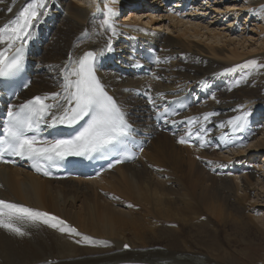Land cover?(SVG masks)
<instances>
[{
  "label": "bare ground",
  "instance_id": "bare-ground-1",
  "mask_svg": "<svg viewBox=\"0 0 264 264\" xmlns=\"http://www.w3.org/2000/svg\"><path fill=\"white\" fill-rule=\"evenodd\" d=\"M143 1L46 0L47 14L30 29L23 64L30 65L31 84L16 99L0 90V113L36 94L62 96V70L87 51L104 50L96 60L101 83L131 125L156 135L147 138L135 161L93 179L53 180L21 165L0 164V200L54 213L77 228L61 232L52 220L21 225L23 236L0 228V264H236L233 256L246 255L241 246L249 238L264 240V178H259L264 171L259 167L258 174L251 163L263 154L264 167V122L257 124L264 117V37L258 33L264 35V0H256V6L248 0H195L191 12L171 9L180 4ZM31 2L0 0V26ZM105 4L121 6L116 18L130 21L137 15L145 25L113 18L117 34L112 36L102 27ZM242 16L246 19L238 23ZM158 20L166 21L167 29L178 28L177 34L148 28ZM248 21L255 23L240 33L239 25ZM187 33L206 34L210 43L200 46L183 38ZM109 38L111 51L106 50ZM44 43L48 50L42 54ZM145 48L156 56L154 64L146 60ZM228 82L237 86L227 94L222 86ZM184 94L191 95L192 107L166 127L183 123L176 136L189 135L196 145L177 142L150 119L155 107L148 95L160 106ZM59 99L49 96L47 102ZM243 112L249 113L246 126L234 132L228 121ZM208 113L213 115L205 121ZM258 259L251 263L264 264V255Z\"/></svg>",
  "mask_w": 264,
  "mask_h": 264
},
{
  "label": "snow or ice",
  "instance_id": "snow-or-ice-1",
  "mask_svg": "<svg viewBox=\"0 0 264 264\" xmlns=\"http://www.w3.org/2000/svg\"><path fill=\"white\" fill-rule=\"evenodd\" d=\"M8 11L11 12L12 9L9 8ZM47 11L46 0H34L19 11L13 20L0 26V44L6 43V47L0 49V78H12L21 72L24 61L23 48L31 36L30 29L39 20L41 13L46 15ZM102 14L104 16L102 27L106 30L111 29L112 36H115L117 33L113 18L118 13L105 4ZM106 50H112L111 38ZM103 51H87L62 70L63 95L49 94L54 100L60 97L56 103H47L49 96L38 95L19 106L9 105L0 134V158L5 154L27 157L32 161L36 171L50 175L48 169L59 167L60 162L67 157L92 158L94 154L103 156L117 146L125 144L130 135V125L124 119L119 106L105 91V85L96 74V60L99 55H103ZM158 95L161 98L163 96V94ZM148 99L150 104L158 107L151 95H148ZM53 109L57 111L54 112ZM164 114L167 115V109ZM211 115L213 114H205L204 120L207 121ZM248 115V112H243L228 121L234 132L244 130ZM85 118L88 119L81 130L70 138L47 139L42 136V125L49 128L57 125L71 127ZM196 135L200 139L201 146H204L206 141L199 132ZM179 142L187 141L181 137ZM120 162L116 161V163ZM109 167L112 165L109 164ZM39 220L45 224L50 220L58 221L61 232H76L75 228L64 226L63 220L50 216L49 213L0 200V228L23 236L26 233L21 225L36 223ZM50 226L56 228L57 224L52 223ZM88 239L85 237V240ZM127 247L128 245H125V248Z\"/></svg>",
  "mask_w": 264,
  "mask_h": 264
},
{
  "label": "rangeland",
  "instance_id": "rangeland-1",
  "mask_svg": "<svg viewBox=\"0 0 264 264\" xmlns=\"http://www.w3.org/2000/svg\"><path fill=\"white\" fill-rule=\"evenodd\" d=\"M80 1H82V0H80ZM84 2H86V4L89 2V0H84ZM256 2V0H248V3L250 4V5H252V6H256V5H254V3ZM226 3V2H225ZM85 4V3H84ZM236 4L237 5H239V6H241L242 5V1H240V2H236ZM257 4V3H256ZM117 6V5H116ZM116 6H112L111 8H113L116 12L118 11L119 12V10H120V7H119V5L116 7ZM116 8V9H115ZM248 8V7H247ZM118 9V10H117ZM51 17V16H50ZM60 17H62V15L60 16ZM117 17V16H116ZM116 17H114V19L116 18ZM134 17L135 18H132V19H130V21L128 20V16H126V18L125 17H121L120 19L119 18H116L119 22H126V21H128V22H130V23H142V22H144V23H142V25L144 24L145 25V22H146V19L144 20V21H140V20H136V19H138V18H136L137 17V15H134ZM210 17H211V14H210ZM123 18V19H122ZM125 18V19H124ZM229 18V17H228ZM231 18H233V16L231 17ZM239 19V18H238ZM246 19V16H242L239 20H238V23L241 21L242 23L244 22V20ZM133 21V22H132ZM159 21V20H158ZM201 21V20H200ZM205 21H208V20H202V22L204 23ZM224 22V20L222 21V22H218L220 25H217L218 27H221V25H223V24H221V23H223ZM161 23V24H160ZM167 22L166 21H164V22H161V21H159V22H154V21H152L151 22V24H149L148 25V28H149V26H150V28L149 29H155V31L157 30V29H159L161 32L162 31H164V30H166V31H164V32H162V33H165V34H170V35H176L177 34V29L178 28H175V29H172V27L170 26V28L169 29H167L165 26V24H166ZM253 23H255L254 21H252V22H250L249 23V21L248 22H246V25H239V28H240V26H241V28H240V33L242 32V33H244L245 31H249L248 29L250 28H252V24ZM163 24V25H162ZM152 25V26H151ZM161 27H160V26ZM249 28H248V27ZM163 27L165 28V29H163ZM54 28V30H55V26L53 27ZM247 28V29H246ZM181 29V28H180ZM170 31V33H169V31ZM173 30V31H172ZM243 30V31H242ZM182 31V30H181ZM203 32H204V30H202ZM261 31L262 30H259L258 31V33H260L261 34V36L262 37H264V35H263V33H261ZM175 33V34H174ZM190 35L191 34H188L187 33V35H184L183 36V38H185V39H187V40H190V39H192L191 41L192 42H198V44H200V46H201V44L203 45V44H209L210 43V39L209 40H206V34H204V36H198V37H193L192 35H191V37H190ZM200 37H201V40H200ZM256 37V36H255ZM196 38V39H195ZM197 40H200V41H197ZM261 40V39H260ZM205 41V42H204ZM207 41V42H206ZM45 42H47L48 44H49V42H48V40L47 39H45ZM47 43H44V45H45V47L43 48V53L42 54H44L47 50H48V47H47ZM194 45V44H193ZM256 45V44H255ZM232 46H230V48H231ZM227 48L229 49V46H227ZM262 50H264V49H262ZM228 53V54H227ZM220 55H222V56H224V54H226V55H229V52H227V51H225L224 52V54H222V53H219ZM44 56V55H43ZM43 56H41L40 55V57H43ZM207 56H209L208 54H207ZM253 62V61H252ZM42 68H40V73H42ZM252 71L255 73V72H257V70L253 67V69H252ZM225 86V89L228 91L227 92V94L230 92V89H232V88H234V86H237V85H234L233 83H231V82H228L227 84H223V86L222 87H224ZM224 93H225V91H224ZM139 96V95H138ZM247 106L249 105V103L248 104H246ZM251 108V107H250ZM263 118L264 117H260V119L258 120V123H263L262 121H263ZM258 158V159H257ZM245 159H247V157L245 158ZM243 157L241 158V161H243V160H245ZM262 159H263V154L261 155L260 154V158L257 156L255 159H251V163L253 164V165H255V168H256V172L258 171V168L260 167L261 169L260 170H262V171H264V167L263 166H261L262 165ZM258 162V163H257ZM257 163V164H256ZM258 174H259V171H258ZM262 174L260 173V175H259V178L261 179L262 177L264 178V174H263V176H261ZM256 191L254 190V189H252V190H250L249 191V193L251 194V195H253L254 193H255ZM220 235V237L223 239V235L222 234H219ZM249 246V247H248ZM241 247H243L244 249H245V252H246V255H244V254H242L240 251V257H241V259L240 260H238V259H236V257H234L233 256V261H235V263L236 264H240L241 262H242V264L244 263V264H250L251 262H254V261H257V260H259L258 258H260V257H262L263 255H264V240L263 239H250L249 238V240L246 242V243H244ZM247 250V251H246ZM232 253H236V251H235V249H233L232 250ZM262 253V254H261ZM250 257V258H249ZM223 260V259H222ZM252 264V263H251Z\"/></svg>",
  "mask_w": 264,
  "mask_h": 264
}]
</instances>
